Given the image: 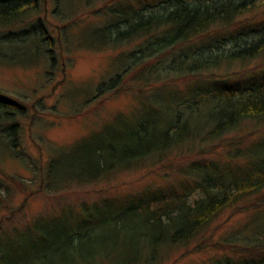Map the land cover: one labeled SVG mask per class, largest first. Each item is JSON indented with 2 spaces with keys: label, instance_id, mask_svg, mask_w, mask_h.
<instances>
[{
  "label": "trees",
  "instance_id": "trees-1",
  "mask_svg": "<svg viewBox=\"0 0 264 264\" xmlns=\"http://www.w3.org/2000/svg\"><path fill=\"white\" fill-rule=\"evenodd\" d=\"M92 2L75 0V13L58 25L56 34L38 0H0L1 46L10 42L22 49L32 41L43 61L50 58L53 66L59 45L72 51H100L140 39L137 57L122 68L112 66L121 70L99 86L118 93L116 86L130 71V79L143 83L137 86V102L131 109L117 111L72 141L56 144L45 160L32 155L22 142L18 117L25 112V103L0 89V137L8 147L0 160L11 156L33 173L31 179L9 177L0 168V212L6 211L0 217V264H113L120 247L124 264H157L167 246L187 243L233 204L248 210V219L212 242L218 244L215 248L232 251L234 246L237 252H222L194 264H264V72L258 76L252 72L264 65V17L249 16L264 7V0H112L91 7L92 15L103 12V17L91 24L87 39L72 35L71 40L67 33L71 26L88 23L81 6ZM173 45L175 52L168 48ZM222 65V73L212 69ZM179 79L186 82L184 88L177 87ZM146 82L156 85L147 91L142 88ZM169 90L180 93L171 118L160 107ZM241 123L252 127L238 137L228 136L222 154L215 157L216 146L206 148L204 142L235 132ZM242 139L249 142L244 148ZM197 142L202 144L197 147ZM184 149L202 154L176 161L185 158ZM169 154L175 162L164 161ZM148 159L173 167L164 171V182L105 195L76 208L56 198L73 185L140 167ZM32 180L35 187H29ZM19 191L26 196L14 206ZM35 193L57 203L47 205L49 211L26 217L27 196ZM57 204L59 210L52 211ZM105 211V218L135 242L132 257L124 242L108 252L82 248L96 234L94 221ZM125 217L134 218L131 227L122 224Z\"/></svg>",
  "mask_w": 264,
  "mask_h": 264
},
{
  "label": "rangeland",
  "instance_id": "rangeland-1",
  "mask_svg": "<svg viewBox=\"0 0 264 264\" xmlns=\"http://www.w3.org/2000/svg\"><path fill=\"white\" fill-rule=\"evenodd\" d=\"M38 1L39 7H41V14L46 15L48 18L50 31L56 34L58 25L62 24L69 17L68 15L74 14L77 8L75 0H61V3L59 0L58 2L57 0ZM111 1L93 0L91 5L81 6L83 8L80 11L84 13L83 21L88 23L79 27L72 25L70 31L67 32L71 35L70 39H75L72 35H78L83 40L87 39L89 31L92 29L91 24L93 22L97 23L103 17V12L99 15H92L91 7L102 6L105 2L110 3ZM66 12L68 14L64 15L63 13ZM252 14L255 15L253 16ZM252 14L249 16L253 17V19L255 17H264V7L252 11ZM140 41V39H134L129 44H124L117 49L100 51L85 48H77L72 51L67 47L60 48L62 45H59L60 55L57 56L53 66L50 65V58L43 61L41 54L34 50L32 41L23 45L22 49L11 45L10 42H4L2 46L0 45V89L12 97L21 99L26 105L25 112L18 118L21 121L22 142L32 155L39 156L45 160V157L50 155L52 148L56 144L72 141L89 129L96 128L104 120L110 119L117 111H128L136 104L137 101L134 95L136 96L137 86L143 83L130 79L131 71L122 79L120 86H116L117 88L120 87L118 93H111L112 91L110 90L114 88L106 89L104 84L100 86L99 84L103 79L109 78L115 71L121 70L123 66L137 57V54L140 53ZM195 41L200 42L198 38ZM175 45H173V48L172 46L168 48L174 49L175 52ZM182 48L184 51L187 50L185 46ZM180 50L182 49L179 48ZM163 51L161 50L160 52L162 53ZM42 52H44L45 56H48L45 51ZM163 53H168V50ZM160 59L164 60L161 55ZM36 62L40 63L35 64ZM257 63H260L259 60ZM29 64L33 65L28 66ZM112 66H120L121 68L114 70ZM223 66L212 69L217 73H222L225 70ZM234 66L238 67V63ZM252 72L254 75L257 73L258 76L259 72H264V65L257 66ZM158 83H161V81ZM200 84L202 83L200 82ZM154 85H156L155 82H146L142 88L147 90ZM176 85L179 88H184L186 82L183 79H179ZM187 88L190 90L192 87L188 85ZM179 95L180 93L176 94V92L170 91V95L169 93L165 95L160 103L161 109L168 114L169 118L174 113L173 106L177 103V96ZM183 105L181 103L180 106ZM250 127L252 126L249 124L242 125L241 123L235 132H228L221 137L212 138L204 142L206 148L216 146L215 153L211 152L209 154L213 155L212 153H214L215 157L222 154L224 149L222 144L228 136L234 134L238 137L239 133ZM248 143V140H241L243 148ZM201 144L202 142H197V147ZM183 151L187 152L181 154L185 158L175 159L176 161H183L202 154L197 150L188 152L187 149H184ZM6 153H8V147L0 137V157ZM173 154H169L164 161H174ZM0 168L7 175L10 173L9 177L15 175L31 179L33 175L32 171L22 162L11 156H5L0 160ZM165 170L172 171L173 167L169 163L165 165L159 162L151 163V160L148 159L146 162L143 161L140 167L116 170L102 179L90 182L87 185H73L71 189L57 194L59 196L56 198L62 199L63 204L70 203L76 208L82 202L100 200L105 195H120L140 188L147 183L164 182ZM35 186L36 182L32 180L29 187ZM24 196H26L24 191L17 192L13 198L12 205L17 206ZM52 198L44 193H35L30 197L27 196L28 201L23 208V213L26 217H33L39 212L44 213L45 209L48 210L46 208L47 205L52 204L51 207H53L57 203L51 200ZM58 205L60 204H57V207L55 205L52 211L56 210L55 212H57L60 208ZM236 207L237 205L233 204L224 208L204 230L196 234L187 243L167 246L166 249L160 252L157 264H194L222 252H237L234 246L231 251V248L225 249V246L215 248V244L216 246L218 244L212 242L228 233L234 232L248 219V210H240ZM5 212L1 211L0 217ZM106 213L107 211L102 212L104 217L101 216L94 221L98 230L89 240L84 241L82 248L86 250L93 248L103 249L104 252H108L117 248L119 242H124L128 245L129 256L132 257L136 254L135 242L131 240L128 234L121 232V228L113 226L105 218ZM133 220L134 218L125 217L122 224L125 225L124 227H131ZM122 224L121 226H123ZM123 239H126V241ZM116 253L117 255L114 256L112 263L124 264L120 257L123 253V248H118Z\"/></svg>",
  "mask_w": 264,
  "mask_h": 264
}]
</instances>
